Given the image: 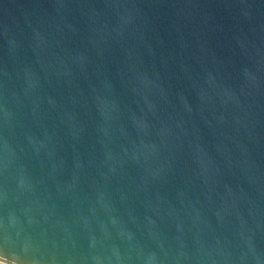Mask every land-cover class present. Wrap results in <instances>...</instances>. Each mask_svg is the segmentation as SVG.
I'll return each mask as SVG.
<instances>
[{
    "label": "water",
    "instance_id": "obj_1",
    "mask_svg": "<svg viewBox=\"0 0 264 264\" xmlns=\"http://www.w3.org/2000/svg\"><path fill=\"white\" fill-rule=\"evenodd\" d=\"M0 260L264 264V0H0Z\"/></svg>",
    "mask_w": 264,
    "mask_h": 264
},
{
    "label": "clouds",
    "instance_id": "obj_2",
    "mask_svg": "<svg viewBox=\"0 0 264 264\" xmlns=\"http://www.w3.org/2000/svg\"><path fill=\"white\" fill-rule=\"evenodd\" d=\"M0 264H5V261H3V260H0Z\"/></svg>",
    "mask_w": 264,
    "mask_h": 264
}]
</instances>
